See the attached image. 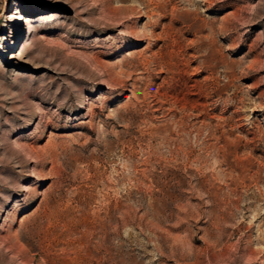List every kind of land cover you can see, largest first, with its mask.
<instances>
[{
	"label": "rangeland",
	"instance_id": "rangeland-1",
	"mask_svg": "<svg viewBox=\"0 0 264 264\" xmlns=\"http://www.w3.org/2000/svg\"><path fill=\"white\" fill-rule=\"evenodd\" d=\"M0 264H264V0H0Z\"/></svg>",
	"mask_w": 264,
	"mask_h": 264
}]
</instances>
